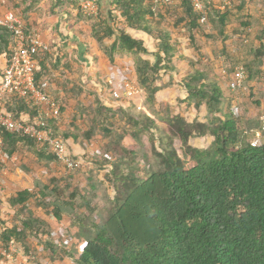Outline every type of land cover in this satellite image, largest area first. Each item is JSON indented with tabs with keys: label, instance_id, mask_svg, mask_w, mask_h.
<instances>
[{
	"label": "trees",
	"instance_id": "16d2710c",
	"mask_svg": "<svg viewBox=\"0 0 264 264\" xmlns=\"http://www.w3.org/2000/svg\"><path fill=\"white\" fill-rule=\"evenodd\" d=\"M40 1L17 0L15 3V0H7L6 7L25 14L36 10ZM239 2L237 11L245 6V0ZM159 6L154 0H109V10L105 14L99 12L93 16L84 13L79 6L77 10L89 22L90 36L110 62L115 54L133 57L135 79L145 91L147 106L155 105V95L161 89L159 79L165 73L169 83L182 88L187 104L196 109L205 107L211 118L206 122L187 121L182 115L173 113L166 102H161L158 104L161 112L157 113L164 127L157 138L162 144L155 145L156 136L151 130L160 131V127L153 116L131 112V101L122 97L113 99L115 108L110 107L113 105L110 101L112 104L107 103V106L94 99L92 107L86 108L91 114V124L82 133L72 123L62 129L63 119L54 116L48 105L30 107L21 101L14 102L13 106L7 104V111L16 120H21L18 119L20 111H27L30 118L39 109L47 112L48 117L43 116L46 125L64 142L73 161L77 160L71 157V148L67 147L70 143L76 145L79 138L89 140L95 130L101 134L106 139L104 152L108 155L87 152L84 157L104 171L103 178L110 185L112 196L100 214L93 199V183L88 184V189L79 188L72 185L69 173L63 178L50 173L45 177L37 176L32 189L16 191L8 198V204L22 213L23 218L11 227L0 218L3 249L11 243L18 244L25 259L32 261V240L40 242V237L50 235V228H45L47 222L28 208L27 205L32 204L56 220L68 216L78 229L77 235L80 231L91 233L78 253L43 240L50 262L69 258L71 264H264V132L258 145L250 144L252 128L247 130L228 105L222 110L221 100H228V97L218 77L198 67L196 59L178 52L174 32L163 22L166 9ZM180 7L181 15L176 24L183 22L190 42H194V35L214 38L226 49V27L234 16L233 11L209 7L208 21L218 26L213 35L205 31L189 0H180ZM247 14L232 33L243 31L246 37L250 35L246 30L254 23L258 25L253 39L245 46L242 60L247 80H250L258 73L264 76V71L258 68L264 63V25L261 17L255 20L251 13ZM24 25L32 31L40 27L25 22ZM0 28L9 36L10 47L8 30ZM126 29L143 33L148 41L132 37ZM53 47L54 43H49L39 60L34 77L37 86L51 82L55 76L53 71L70 70L69 61H62L57 53L51 54ZM174 59L184 60L183 75L179 74L180 68ZM80 76L78 73L69 80L63 77V81L75 85L77 93L81 90L77 86ZM48 89L46 87L45 91ZM52 100L63 113L62 104ZM77 107L83 108L82 105ZM117 118L122 123L115 127ZM145 133H148L158 168L140 178V171L135 168V158L139 154L127 149L122 140L126 135L138 138ZM1 134L2 151L8 157L28 148L35 161L45 166L59 161L48 146L28 136L4 130ZM204 135L212 138L208 146L200 148L190 144V138ZM173 139H178L181 155L171 145ZM140 157L147 160L144 152H140Z\"/></svg>",
	"mask_w": 264,
	"mask_h": 264
},
{
	"label": "rangeland",
	"instance_id": "374dc122",
	"mask_svg": "<svg viewBox=\"0 0 264 264\" xmlns=\"http://www.w3.org/2000/svg\"><path fill=\"white\" fill-rule=\"evenodd\" d=\"M206 15L205 21H203L204 29L206 32L216 35V29L218 26L212 25L207 18V14L210 11V6L217 8L218 10L225 11L229 8L233 11L234 16L231 18L230 23L226 27V33L228 39L225 42L226 49H222V45L218 39L195 36L194 42H190L187 37V28L180 22L176 24V19L181 15L180 0H169L167 3L160 2L159 7L166 9V15L164 24L168 26L174 32L178 44L177 50L183 54L186 58H194L197 60V66L202 67L208 71L209 74L217 76L228 100L222 99L220 107L224 111L226 106L231 109L233 116L236 119L241 120L242 124L248 129L254 128L257 124V115L264 110V76L260 73L256 74L252 79L247 80V73L245 77V83L238 89L231 90L228 83L231 80L232 69L237 65H243L242 60L245 56V46L253 39V34L256 31L258 25L254 23L251 28L246 31L250 33L249 36L244 37L243 31L239 33H232V29L238 28V23L245 20L244 16L251 13L255 20L261 17L264 19V0H245L244 9L236 10V6L240 4L239 0H202ZM262 9V12H261ZM259 16V17H258ZM263 17V18H262ZM241 30V29H239ZM173 62L180 68V75L184 73V60L174 59ZM108 70L98 67L97 61H90L83 64V67H79L78 70L82 72L80 83L77 84L81 89L79 92H75L76 87L70 83L63 81L55 75L51 82H48L47 93L51 99H56L57 102L62 104L63 114L66 118L63 119L64 129L66 126L76 124L79 127L80 133H82L91 124V114L86 108L92 107L94 99L99 100L104 105L112 104L110 107L115 108V103L111 95L112 90L117 92L124 91L127 87H134L136 93L131 101L129 110L133 113L139 114L146 112L153 116L154 122L160 127L159 130L152 129L154 134L155 145L162 144L158 140L159 133L163 130L164 122L158 117L157 112H161L158 106L161 102H166L169 109L173 113L182 115L187 121L193 119L203 122L208 121L211 118V114L207 112L206 108L200 106L198 109L194 108L192 104L185 102V94L180 86L175 83L168 82V74L161 76L159 83L161 89L156 93V102L154 106H147L145 101V91L137 85L133 69V57L126 54H115V61L113 64L107 65ZM264 65L258 66L261 71ZM71 74L66 76L65 79L75 78L76 70L75 65H71ZM72 75V76H71ZM73 91H72V89ZM57 91V94L54 93ZM112 102V103H109ZM79 102V104H77ZM108 103V104H107ZM128 104V102H125ZM82 105L83 108L77 107ZM127 106V105H126ZM122 121L117 118L114 122V126L117 127ZM209 135L200 137H192L189 142L191 145L204 148L209 145L211 141ZM106 139L99 134L96 130L92 132V136L89 140L85 138H79L76 141V145L69 144L67 147L71 148V157L76 158L78 165L76 167L69 168L63 162H52L45 166L42 163L35 161L30 150L23 148L20 152L14 153L11 156L5 155L3 151H0V200L7 201L9 196L14 192L22 190L23 183L29 179L32 182L37 176L45 177L47 174H53L56 177L63 178L66 174H72V185H76L79 188H87L88 184H94L93 193L95 195V205L98 208V212L103 214V211L109 205L110 197L112 196V190L110 185L104 181V171L92 164L89 158L84 157V154H91V152L97 153V155L107 154L104 151ZM122 144L129 150L135 151L137 154L135 158V168L140 171L138 177L144 178L145 175L158 168L156 159L153 156L151 143L148 140V133L141 134L138 138H133L130 135L124 136ZM171 145L176 149L177 153L181 155L179 149L178 139H173ZM140 152L147 154V160L140 157ZM110 155V154H109ZM98 157V156H97ZM111 157V155H110ZM114 156H112V160ZM126 165V162L123 164ZM21 178H20V177ZM92 192V191H90ZM90 196V193H89ZM3 198V199H2ZM33 213L36 215H43L42 211L36 208H32ZM12 216V215H11ZM9 218L4 217L5 224L14 225L17 218L12 216ZM50 221V235L40 237V242L37 239H33L31 247L33 248L32 261L27 262L30 264H71L69 258H65L62 261H47V251L42 247L43 240H50L57 246H64L70 249L73 253H78L86 239L91 235L87 234V231L78 234V229L75 227L68 216H63L60 220H55L51 215L43 216ZM16 220V221H15ZM16 223V224H17ZM36 246H39L36 248ZM74 248V250H72ZM3 249V248H2ZM22 249L19 245L10 249V255L12 258H19L24 261V254L22 255ZM1 256V251H0ZM19 262V263H21Z\"/></svg>",
	"mask_w": 264,
	"mask_h": 264
},
{
	"label": "built area",
	"instance_id": "2783aa9c",
	"mask_svg": "<svg viewBox=\"0 0 264 264\" xmlns=\"http://www.w3.org/2000/svg\"><path fill=\"white\" fill-rule=\"evenodd\" d=\"M155 2H165L169 0H154ZM6 0H0V4H4ZM193 10L200 16V21H205L206 11L202 0H189ZM80 9L87 14H95L97 5L94 0H84L79 4ZM0 26L8 30L10 34V47L6 64L3 68L0 78V150L2 151L3 139L1 130L7 132H16L28 136L33 140L45 144L67 167L72 168L78 164L73 161L67 154L64 142L53 135L52 129L46 125L44 117H48L47 112L39 109L37 114L28 120H16L12 113L7 111L6 105L21 101L30 107H39L42 104L48 105L52 114L61 119H65L66 115L61 113L59 106L51 99L45 91L46 82H42L40 86L35 84V72L39 69V60L47 50V44L42 41L37 31L27 30L23 20L11 10H7L0 15ZM246 73L242 65L234 67L229 88L231 90L242 87L245 83ZM136 93L134 87H127L122 92L116 90L111 91L114 98H123L126 101L132 100ZM258 126L252 128L250 132L253 134L251 145H258L264 132V110L258 114ZM0 251L2 242L0 236Z\"/></svg>",
	"mask_w": 264,
	"mask_h": 264
},
{
	"label": "crops",
	"instance_id": "0c3cea01",
	"mask_svg": "<svg viewBox=\"0 0 264 264\" xmlns=\"http://www.w3.org/2000/svg\"><path fill=\"white\" fill-rule=\"evenodd\" d=\"M82 1L84 0H41L37 4L36 10L34 11H29L25 14H22L19 9H17V11L14 10L11 11L17 14L23 20V22L28 23L30 25H39L41 28L39 27V30L37 32L40 38L42 39V41H44L47 44V46L51 42L54 43V47L51 51V54L54 55V53L55 54L57 53L58 56H60V58L62 59V61H69L70 65L72 64L75 65L76 70H78L79 67H83V64H85L86 62H90L94 60L97 61L98 67L105 68L108 70L107 65L113 64V62L115 61V55L113 61L110 62L108 58L102 53L98 44L95 43L94 39L90 36L89 22L86 21L85 18L82 16V14H80L77 10L79 4ZM94 1L96 2L98 10L95 14H92L93 16H96L99 12L101 14H105L109 10V0H94ZM15 3H17V0H15ZM6 5H7V0L4 4H0V15L4 14L7 10H10L8 7H6ZM260 21L261 24L264 25V19H261ZM126 31L129 32L132 37L141 38L142 40L145 41V43L146 41H148L147 37H145V35L141 32L132 31L130 29H126ZM8 39L9 36L8 35L6 36L4 31L0 28V78L3 68L6 64V56L8 50L7 48L9 44ZM44 54L45 52L43 53V55ZM262 70H264V67H262ZM53 72L58 77L65 78L66 76L67 77L70 76L71 68L70 70L67 71L62 70L61 73L58 71H53ZM78 73L82 74V72L78 70L74 76L76 77ZM13 105H15V103L12 102L9 103L7 106H13ZM18 117H19L18 119L21 120H28L30 118L28 112L25 110L20 111ZM262 141L264 143V133L262 136ZM23 185L24 186L22 190L23 189L30 190L33 187V181L30 182L29 179H27L23 183ZM27 206L33 213L32 210V208H34L33 205L29 204ZM42 214L43 215H36V214L34 215L47 222L46 225L47 227L45 226V228H50L51 226L49 219H45L43 217V216H48V214L45 215L44 212H42ZM11 215L16 217L17 221L23 218L22 213L16 211L14 207L8 204V199L7 201L5 199V201H3L2 206L0 207V218L4 220V217L9 218ZM16 223L14 225H16ZM19 223L20 222H18L17 225ZM6 226L11 227L13 225L9 223L8 225L6 224ZM17 245L18 244L11 243L7 249H3V251H1L0 264H30L28 263L30 261L27 262L25 258H24L25 260L21 262L19 258L15 259L11 257L10 249ZM38 247L39 246H36V248ZM23 254L24 253H22V255Z\"/></svg>",
	"mask_w": 264,
	"mask_h": 264
}]
</instances>
